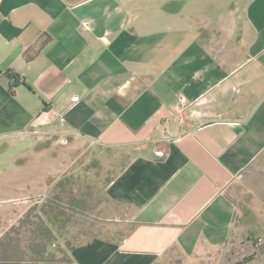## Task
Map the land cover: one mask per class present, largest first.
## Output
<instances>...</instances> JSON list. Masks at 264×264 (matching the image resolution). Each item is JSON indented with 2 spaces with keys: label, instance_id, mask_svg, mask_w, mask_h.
Wrapping results in <instances>:
<instances>
[{
  "label": "crops",
  "instance_id": "crops-1",
  "mask_svg": "<svg viewBox=\"0 0 264 264\" xmlns=\"http://www.w3.org/2000/svg\"><path fill=\"white\" fill-rule=\"evenodd\" d=\"M61 132L122 163L76 264H264V0H0V157Z\"/></svg>",
  "mask_w": 264,
  "mask_h": 264
},
{
  "label": "rangeland",
  "instance_id": "rangeland-1",
  "mask_svg": "<svg viewBox=\"0 0 264 264\" xmlns=\"http://www.w3.org/2000/svg\"><path fill=\"white\" fill-rule=\"evenodd\" d=\"M22 141L48 152L22 156L14 147L0 157L6 165L0 171V264H67L41 249L51 241L69 251L92 237L125 232L123 211L106 194L122 165L116 156L64 132ZM5 173L14 177L11 187L2 181ZM185 260L171 248L156 264Z\"/></svg>",
  "mask_w": 264,
  "mask_h": 264
},
{
  "label": "trees",
  "instance_id": "trees-1",
  "mask_svg": "<svg viewBox=\"0 0 264 264\" xmlns=\"http://www.w3.org/2000/svg\"><path fill=\"white\" fill-rule=\"evenodd\" d=\"M8 75L13 79V84L19 82L20 77L17 73H8ZM51 224H53V222ZM74 247H71L68 251L62 244L50 241L43 246L41 252L43 255L58 253L60 258L67 261V264H76L71 256V251Z\"/></svg>",
  "mask_w": 264,
  "mask_h": 264
},
{
  "label": "built area",
  "instance_id": "built-area-1",
  "mask_svg": "<svg viewBox=\"0 0 264 264\" xmlns=\"http://www.w3.org/2000/svg\"><path fill=\"white\" fill-rule=\"evenodd\" d=\"M180 101H181L184 105H186V102H187V101H186V98H185V97H181ZM156 154L162 156V155H164V151H163L162 149H157V150H156Z\"/></svg>",
  "mask_w": 264,
  "mask_h": 264
}]
</instances>
